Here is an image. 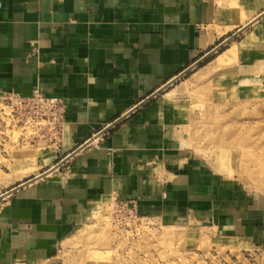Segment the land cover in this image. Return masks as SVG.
<instances>
[{"label":"crops","instance_id":"obj_1","mask_svg":"<svg viewBox=\"0 0 264 264\" xmlns=\"http://www.w3.org/2000/svg\"><path fill=\"white\" fill-rule=\"evenodd\" d=\"M261 1L0 0V94L38 88L65 108L57 150L40 163L63 164L0 203V264H48L110 199L238 227L226 182L168 135L177 117L159 93ZM243 33L262 62L264 16Z\"/></svg>","mask_w":264,"mask_h":264},{"label":"rangeland","instance_id":"obj_2","mask_svg":"<svg viewBox=\"0 0 264 264\" xmlns=\"http://www.w3.org/2000/svg\"><path fill=\"white\" fill-rule=\"evenodd\" d=\"M244 34L228 33L205 60L159 93L170 100V117H177L168 135L226 182L238 227L228 230L186 214H130L110 199L57 247L48 264H264V57L252 65L251 46H240ZM229 50L232 57L218 64ZM12 95L0 94V203L46 172L40 163L58 145L42 126L24 125Z\"/></svg>","mask_w":264,"mask_h":264},{"label":"built area","instance_id":"obj_3","mask_svg":"<svg viewBox=\"0 0 264 264\" xmlns=\"http://www.w3.org/2000/svg\"><path fill=\"white\" fill-rule=\"evenodd\" d=\"M204 1V0H201ZM15 105L24 112L25 126H42L47 136L53 141H60L64 124V104L58 98L48 97L38 88H34L27 96L12 95ZM134 213L127 204L118 203Z\"/></svg>","mask_w":264,"mask_h":264},{"label":"bare ground","instance_id":"obj_4","mask_svg":"<svg viewBox=\"0 0 264 264\" xmlns=\"http://www.w3.org/2000/svg\"><path fill=\"white\" fill-rule=\"evenodd\" d=\"M264 16V11L263 12H261L255 19H250L249 21H251V22H249V24H248V22L247 23H245L244 24V26L243 27H241V28H239L237 31H235L233 34H234V36L235 35H238V34H240V33H243L244 31H246L248 28H249V26H251L252 24H254L256 21H258L261 17H263ZM242 31V32H241ZM230 40V38H227V39H225L224 41H222L219 45H218V47L219 46H222V45H224L226 42H228ZM218 47H216V48H218ZM233 52H234V50H229V51H227L224 55H222V56H220L219 57V59H218V64H220L221 62H223L225 59H229V58H231L232 57V55H233ZM175 80V79H174ZM172 82V81H171ZM171 82L169 83V84H171ZM164 88V87H163ZM53 168H56V167H53ZM53 171H50V172H48L47 173V175H49L50 173H52ZM42 174H40V175H38V176H36L35 178H39L40 176H41ZM29 182H31V180L29 181ZM23 185V184H22ZM8 194V193H7ZM2 196V195H1Z\"/></svg>","mask_w":264,"mask_h":264},{"label":"water","instance_id":"obj_5","mask_svg":"<svg viewBox=\"0 0 264 264\" xmlns=\"http://www.w3.org/2000/svg\"><path fill=\"white\" fill-rule=\"evenodd\" d=\"M241 32H242V31H241ZM233 36H234V35H233ZM214 51H215V49L212 50V51H210V52H208L205 56H203L200 60H198L195 64H193V65L191 66V68L194 67L195 65H197L198 63L202 62L203 60H205V59H206V58H207L212 52H214ZM189 69H190V68H188L187 70H185L182 74H180L177 78H175V80L178 79L179 77H181L183 74H185ZM175 80H172L171 83H173ZM169 85H170V84H168L167 86H169ZM167 86H165L164 88H166ZM158 93H159V92H158ZM62 164H63V162H61L60 164H57V165L55 166L56 168H52V169L48 170L47 172L43 173L39 178H33V179H31V182H29V181H30V180H29V181H27L26 183H24L23 185H20V186L14 188L13 190H11V191L9 192V194H11V193H13V192H16V191L20 190L22 187H24V186H26V185H29L30 183H33V182H35L36 180L42 179L43 177H45V176L47 175L48 172L56 170V169L59 168Z\"/></svg>","mask_w":264,"mask_h":264}]
</instances>
